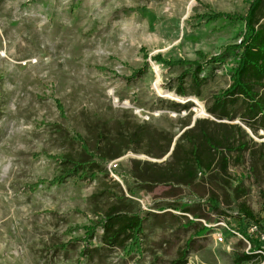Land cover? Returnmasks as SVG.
<instances>
[{
    "label": "rangeland",
    "instance_id": "1",
    "mask_svg": "<svg viewBox=\"0 0 264 264\" xmlns=\"http://www.w3.org/2000/svg\"><path fill=\"white\" fill-rule=\"evenodd\" d=\"M249 8L250 0H0V264H171L190 240L187 264H264L235 261L252 250V223L239 206L264 226V129L247 126L242 102L231 108L233 121L209 113L239 53L207 63L246 33L243 21L209 17ZM194 65L204 68V86L197 90L190 75L188 96L177 95L178 77ZM139 70L145 75L131 80ZM196 116L241 126L250 150L233 154L229 174H200L190 186L138 180L135 163L164 165L170 153L156 155ZM142 129L166 140L150 147L130 138L123 157L99 160L109 141ZM64 158L98 166L57 185L71 169ZM116 205L145 219L141 249L104 245L100 222ZM255 236L264 247V232Z\"/></svg>",
    "mask_w": 264,
    "mask_h": 264
},
{
    "label": "trees",
    "instance_id": "2",
    "mask_svg": "<svg viewBox=\"0 0 264 264\" xmlns=\"http://www.w3.org/2000/svg\"><path fill=\"white\" fill-rule=\"evenodd\" d=\"M263 9L264 0H250V8L244 16L218 14L209 17L211 21L220 19L238 20L245 22L246 25V33L240 44L227 47L223 55L216 56L207 63L209 66L222 64L228 53L232 51L239 53V63L231 76V85L227 90L213 97L209 113L220 121H233L235 117H232L231 108L242 102L245 107L244 119H246L247 126L252 130L256 127L257 129H264V26L260 25V15ZM163 64L168 67L188 65L184 62H165ZM190 68L178 77L176 93L182 97L188 96L184 84L190 75H192V83L197 90H200L205 83L204 79L200 77L204 72L203 66L194 65ZM192 72L193 74H191ZM145 73L146 70H139L131 80L142 78ZM179 106L182 105L179 104ZM182 107L185 110L189 109V106L184 105ZM180 124V132L182 133L176 141L170 159L164 165L147 162L142 166L143 168H139L141 163L138 165L135 163V176L138 180L146 185H151L153 188L159 184L180 187L190 186L193 185L200 174L212 176L217 171L224 175L229 174L233 154L239 155L250 150L249 144L245 141L247 133L239 125L207 119L197 120L195 126L190 129L187 128L192 125L191 122L181 121ZM164 136V134L152 132L148 129L133 131L130 132L129 138L109 141L98 158L101 162L106 163L123 157L125 154L124 146L130 138L139 143L147 142L150 147H156L162 139L166 140L163 138ZM174 139L173 137L168 139V145L164 147L162 154L156 155L157 159H162L171 152L170 149L173 146ZM260 149L258 159L264 168V143H262ZM83 150L87 152V149L83 148ZM90 157L92 159L97 158L95 155H90ZM59 162L71 169L52 182L57 185L63 184L67 178L80 174L88 166H98L96 162H77L68 158L59 160ZM95 178V175L92 176V180ZM212 200L214 207L218 209L220 201L215 194ZM186 212L189 211L186 210ZM239 215L250 223L256 224L259 231L264 232L262 222L258 220L246 204L239 206ZM100 224L103 230V243L108 249H122L127 246L130 251L141 249L145 219L139 214H129L116 205L105 214ZM97 230V228L87 230L90 240L95 237ZM205 230L203 228L201 232H205ZM255 237V234L246 236L252 250L241 256H236L235 261L237 263H249L256 259L264 262V247L261 240ZM192 243L193 240L188 241L182 251L179 252L178 258L172 261L171 264H187L192 253Z\"/></svg>",
    "mask_w": 264,
    "mask_h": 264
},
{
    "label": "built area",
    "instance_id": "3",
    "mask_svg": "<svg viewBox=\"0 0 264 264\" xmlns=\"http://www.w3.org/2000/svg\"><path fill=\"white\" fill-rule=\"evenodd\" d=\"M221 226H224L225 228H227V226L224 223H221ZM263 228H264V226H263ZM258 229H259V227L256 224H254V225L252 224L251 227H250V229H249V231L251 232V234H258L259 233ZM235 233L239 235L238 232H235ZM219 241L220 242H223L224 241V238L221 236L219 238Z\"/></svg>",
    "mask_w": 264,
    "mask_h": 264
},
{
    "label": "bare ground",
    "instance_id": "4",
    "mask_svg": "<svg viewBox=\"0 0 264 264\" xmlns=\"http://www.w3.org/2000/svg\"><path fill=\"white\" fill-rule=\"evenodd\" d=\"M170 96L176 98V100L179 99V100H182V101H187V100H191L192 99L191 101H194V102L196 101L199 104V101L196 98H191V99L188 98V99H185V98L176 97L174 94H170ZM200 107L202 109L201 113L204 114V115H206V112L204 111L203 105H201Z\"/></svg>",
    "mask_w": 264,
    "mask_h": 264
},
{
    "label": "water",
    "instance_id": "5",
    "mask_svg": "<svg viewBox=\"0 0 264 264\" xmlns=\"http://www.w3.org/2000/svg\"><path fill=\"white\" fill-rule=\"evenodd\" d=\"M187 102L189 103V102H193V101H191V100H187ZM182 103V102H181ZM124 107H126V106H124ZM197 120H198V117L196 116L195 117V119H194V121H193V123H192V125L189 127V128H187V129H190V128H193L194 126H195V124H196V122H197ZM177 141V140H176ZM176 141H175V143L173 144V146H172V148H171V152H170V154L169 155H171L174 151V147H175V145H176Z\"/></svg>",
    "mask_w": 264,
    "mask_h": 264
}]
</instances>
